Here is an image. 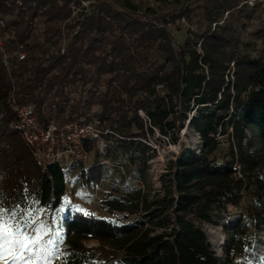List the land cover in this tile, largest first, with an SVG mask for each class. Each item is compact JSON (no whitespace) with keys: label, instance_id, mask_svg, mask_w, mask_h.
Returning <instances> with one entry per match:
<instances>
[{"label":"trees","instance_id":"1","mask_svg":"<svg viewBox=\"0 0 264 264\" xmlns=\"http://www.w3.org/2000/svg\"><path fill=\"white\" fill-rule=\"evenodd\" d=\"M165 1L142 11L131 0L89 7L84 0H0V36L10 53L6 65L0 51V207L57 210L67 170L82 161L67 167L41 158L10 126L18 120L13 98L33 104L45 126L99 118L118 135L107 138L135 171L130 178L141 181L103 200L110 218L69 210L58 221L63 264H225L202 224L219 225L214 210L236 203L246 188L257 205L235 227L221 224L228 252L245 251L251 227H264V2ZM186 120L201 147L183 148L169 162L151 198L147 140L158 130L177 143ZM226 134L220 157L218 137ZM94 146L85 141L88 153ZM104 172L102 165L88 174L98 182ZM93 240L98 245L87 244Z\"/></svg>","mask_w":264,"mask_h":264},{"label":"rangeland","instance_id":"2","mask_svg":"<svg viewBox=\"0 0 264 264\" xmlns=\"http://www.w3.org/2000/svg\"><path fill=\"white\" fill-rule=\"evenodd\" d=\"M93 0H84L83 4L89 7ZM142 11L146 8L158 9L161 6L169 5L165 0H131ZM263 1L264 0H260ZM250 3V2H249ZM251 4V3H250ZM116 6H119L115 3ZM78 10L75 11L76 14ZM246 28L244 32L245 38H251L250 32L257 26V20L252 18L246 20ZM100 108H95V112ZM196 113V109L189 114V117ZM145 116V114H144ZM10 126H12L10 124ZM13 127V126H12ZM231 131V129L229 130ZM221 142V152L219 156L222 157L228 151L229 137L226 135H219ZM147 143L151 149L149 151L152 157L149 159L148 168V182L151 185V198L158 193L162 187V174L168 170V164L173 160L183 148H193L199 150L201 147V135L190 125L186 120L184 127L180 130V138L177 143L160 134L158 130L154 135H151ZM59 161L65 162L68 167L71 162L78 161L70 155L60 156ZM128 161L123 159L121 149L116 146L115 140L108 142V146L97 143L94 149L81 162H76L75 166H70L68 173V191L62 200L61 205L57 210L40 209L41 214L31 212L36 223L32 225L34 230L39 224L43 223L45 228L49 230V235L46 237L54 238V231L57 229L58 221L66 217L67 212L80 210L85 213H92L100 217L110 218L102 207V202L105 198L111 195H119L122 191L131 189L141 181L131 179L130 176L135 173L134 170L127 165ZM105 165V172L102 179L96 182L88 174L91 168H95L96 172L99 168ZM255 192L249 188L242 190L240 197L236 203H229L225 208L217 207L214 210V216L219 225L203 223L202 226L206 231L213 248L216 253L226 260L225 264H264V227L256 229L251 227L250 243L251 245L241 253H229L228 236L222 227V223H227L228 226L235 227L241 218H246V213L249 209H253L257 205V198ZM27 212H20V215L26 216ZM88 245H98L97 241H89ZM52 247L53 256L49 257V264H63L61 261L60 246ZM119 261L115 260L114 264ZM43 264V261L40 262Z\"/></svg>","mask_w":264,"mask_h":264},{"label":"built area","instance_id":"3","mask_svg":"<svg viewBox=\"0 0 264 264\" xmlns=\"http://www.w3.org/2000/svg\"><path fill=\"white\" fill-rule=\"evenodd\" d=\"M253 4V0L249 1ZM0 24H4L3 20ZM0 51L4 55L6 65L9 64L10 53L7 52L0 36ZM20 59L25 57V52L16 49L12 52ZM11 107L16 111L18 120L11 125L22 130L27 142L32 145L41 158L58 160L60 156L70 155L76 160H84L88 156L85 141L102 143L108 146L109 136H118L110 126H105L99 118L91 121L85 118L78 121H69L63 125L51 121L48 125H42L36 115L33 104H18L13 98ZM143 115L144 113L141 112Z\"/></svg>","mask_w":264,"mask_h":264},{"label":"snow or ice","instance_id":"4","mask_svg":"<svg viewBox=\"0 0 264 264\" xmlns=\"http://www.w3.org/2000/svg\"><path fill=\"white\" fill-rule=\"evenodd\" d=\"M31 217V212L22 216L17 208L0 207V264H49V257L55 254L50 246L57 241L46 239L49 230L43 223L30 230L36 223Z\"/></svg>","mask_w":264,"mask_h":264}]
</instances>
